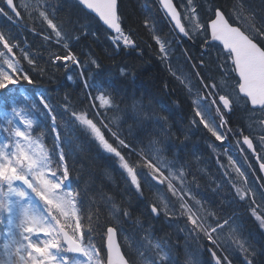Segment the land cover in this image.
Returning a JSON list of instances; mask_svg holds the SVG:
<instances>
[{
    "label": "snow or ice",
    "instance_id": "6c2138e0",
    "mask_svg": "<svg viewBox=\"0 0 264 264\" xmlns=\"http://www.w3.org/2000/svg\"><path fill=\"white\" fill-rule=\"evenodd\" d=\"M0 4V16L17 28L27 27L25 20L41 26L38 35L61 49H46L47 63L71 67L83 89L78 103L69 94L53 103L25 89L36 83L32 73L45 75L38 64L43 56L0 28V264H264V0H158L172 38L143 20L158 60L191 100L189 129L174 125L164 114L168 107L154 98L124 95L111 80L97 82L102 62L91 55L85 61L74 50L98 39L87 19L104 26L114 53L143 55L122 0ZM118 77L126 82L134 74L119 68ZM191 128L206 130L212 152L223 148L228 160L220 167L233 195L216 207L193 194L194 165L177 150ZM233 141L235 159L228 153ZM93 146L144 202V219L122 194L118 199L96 186L88 156ZM237 204L246 206L254 228ZM166 229H174L175 240Z\"/></svg>",
    "mask_w": 264,
    "mask_h": 264
},
{
    "label": "trees",
    "instance_id": "16d2710c",
    "mask_svg": "<svg viewBox=\"0 0 264 264\" xmlns=\"http://www.w3.org/2000/svg\"><path fill=\"white\" fill-rule=\"evenodd\" d=\"M2 6L3 4H0V7ZM122 11L128 27L135 31V38L141 48L144 49L143 55L131 50L114 53L104 26L87 19L84 22L91 24L90 30L96 32L98 39L89 38L82 41L74 50L78 55L83 54L81 55V59L85 61L87 60V56L91 55L102 62L103 74L97 77V82L111 80L121 89L124 95L135 94L137 99L142 96L154 98L160 104L168 107L169 111L164 114L169 116V120L174 125L189 129L190 122L193 119L191 100L185 97L178 83L169 75L164 65L158 60L155 43L151 40L148 29L144 28L142 23L147 18L155 24L159 34L172 38L173 31L171 25L167 23L166 18L159 9L158 0H122ZM60 15L65 16L66 12ZM80 15L83 17L84 13H80ZM25 24H27V27L17 28L7 18L0 16V28L11 30L20 46L26 51L31 50L30 54L35 53L37 56H43V59H38V64L45 69V75L39 76L36 73H32L36 83L34 85H27L25 83L24 86L29 90L36 89L51 96L53 103H57L65 94H69L74 98V103H78L83 97V89L77 80V73L71 67L65 69L58 65L54 67L47 63L48 51L46 49L50 48L52 51L58 53L61 49L52 46L49 42L43 40L42 35H38V33H41V26L38 23L34 24L25 20ZM33 28H35V33L37 34L33 33ZM173 46L175 47V45ZM184 47L189 48L191 46L185 43ZM191 54L195 57L199 55V52L195 48H191ZM176 56H179V53H176ZM119 68H126V70L132 72L134 79L129 78L124 82L122 78L118 77ZM68 73L73 74L74 83L67 80ZM49 76L53 78L54 82L48 79ZM163 84H168V88L164 89ZM173 101H178V105L173 103ZM160 104L157 106L159 107ZM187 134L188 139L186 141L181 137L180 139L183 143L177 142V150L180 155L184 156L187 160H191L194 165L192 170L196 172V183L192 186V190L207 205L216 207L225 198H231L233 192L230 186L223 180L225 169H222L220 163L217 162L216 152H212L209 147V144L212 142L211 140H214V138H211L210 134L203 129L191 128ZM81 143H84L83 139ZM88 156L93 158L91 170L96 178V186H102L105 192L116 195L118 199L122 194L127 200L131 201L133 208L138 209L135 215L144 219V202L138 201L134 193L128 192L125 189V185L115 168L114 162L106 158L94 146L90 147ZM196 158L199 159L197 160ZM76 160V167H81L83 158L78 156ZM252 163L254 168H258L253 160ZM200 169L204 170V174L200 173ZM105 171L111 174L112 180H109L104 175ZM256 175L261 174L256 172ZM191 179L192 177L189 176L190 181ZM213 180L221 183L222 187L216 188V184L212 182ZM145 195L150 196L151 194L146 193ZM235 207L238 210V215L247 220L248 227L250 229L254 228L253 222L248 218L246 206L237 204ZM152 223L157 229V235H163L164 233L159 231L160 225L155 221H152ZM125 227H130V224L125 225ZM166 231L171 235L173 240L176 239L174 229H166Z\"/></svg>",
    "mask_w": 264,
    "mask_h": 264
},
{
    "label": "rangeland",
    "instance_id": "374dc122",
    "mask_svg": "<svg viewBox=\"0 0 264 264\" xmlns=\"http://www.w3.org/2000/svg\"><path fill=\"white\" fill-rule=\"evenodd\" d=\"M218 151H220V153H221V150H219V148H218ZM237 151H236V149H235V146L233 145V147H231V148H228V153L229 154H232V153H236ZM223 153V152H222ZM233 158H234V156H233ZM224 165H228V161L227 162H225L224 163Z\"/></svg>",
    "mask_w": 264,
    "mask_h": 264
},
{
    "label": "bare ground",
    "instance_id": "6f19581e",
    "mask_svg": "<svg viewBox=\"0 0 264 264\" xmlns=\"http://www.w3.org/2000/svg\"><path fill=\"white\" fill-rule=\"evenodd\" d=\"M192 190V189H191ZM192 192H193V190H192ZM193 194H194V192H193ZM195 195V194H194ZM198 198V197H197ZM199 199V198H198Z\"/></svg>",
    "mask_w": 264,
    "mask_h": 264
}]
</instances>
